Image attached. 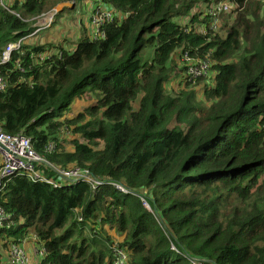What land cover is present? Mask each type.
Returning a JSON list of instances; mask_svg holds the SVG:
<instances>
[{
	"label": "trees",
	"instance_id": "1",
	"mask_svg": "<svg viewBox=\"0 0 264 264\" xmlns=\"http://www.w3.org/2000/svg\"><path fill=\"white\" fill-rule=\"evenodd\" d=\"M217 1L90 0L70 49L64 37L39 43L37 31L22 54L10 53L0 66V130L24 134L54 165L85 167L133 194L105 180L91 193L81 180L53 187L15 174L0 189L6 254L31 234L45 250L39 264H111V229L122 236L126 264H264V0H229L240 11L223 23V36L199 9ZM5 4L0 51L29 35V20L51 6ZM93 4L118 13L95 40L87 24ZM41 52L47 57L38 61ZM183 52L210 60L208 82L197 87L204 78L172 68ZM86 94L93 101L64 117Z\"/></svg>",
	"mask_w": 264,
	"mask_h": 264
},
{
	"label": "built area",
	"instance_id": "2",
	"mask_svg": "<svg viewBox=\"0 0 264 264\" xmlns=\"http://www.w3.org/2000/svg\"><path fill=\"white\" fill-rule=\"evenodd\" d=\"M0 5L6 7V4L3 0H0ZM93 5L91 10L88 12L87 24L89 27L88 36L90 39L95 40L97 38L103 37V26L106 23L113 21L114 17L116 16V12L113 7L99 6L97 4ZM229 9V3L222 1L215 4H210L208 8H206V14H208L211 18L210 28L212 30H214L217 26V16ZM56 13L57 10L54 7H51L47 11L41 13L37 16L39 18L37 19V22L33 24L34 30L29 35L19 37L14 41L8 42L0 51V66L10 60V53L12 51H19L20 45L25 37L32 35L42 28L49 27ZM19 54H22V52L19 51ZM43 57H47L44 52L37 53L35 56L38 61H41ZM180 57L182 66L184 68L183 75L188 80L209 77L210 61L208 58L193 57L187 52H183ZM14 64L19 70H22L19 66L18 59L14 60ZM5 86L6 80L0 70V93L4 90ZM52 147L53 145L51 143H47V145L44 147V152L50 151ZM36 165H42L51 170L52 176L46 180L44 174L40 170H37L36 168L34 169ZM15 174L24 175L32 181L45 180L53 187L58 186L59 183L65 181L81 180L88 185L91 193H93L97 189V186L105 180L108 185L112 186L117 191L124 194H133L131 190L119 183H116L110 179H100L93 176L85 167L76 165H71L68 167L54 165L46 161L42 155L34 151L30 139L24 134H8L0 130V189L5 185V182H7ZM139 200L142 206L149 210L144 199L139 197ZM7 218L8 215L0 206V227L6 224ZM77 219H80V217H77ZM29 238L35 244V252L40 258H42L45 254L44 248L40 243L36 242L37 239L34 235H30ZM24 240L25 238L22 241ZM22 241L20 243L10 242L8 244L6 254L7 264L26 263V252ZM110 248L112 253L111 264H126V253L121 247H119L116 241H111ZM187 261L189 264H204L202 259L196 257H188Z\"/></svg>",
	"mask_w": 264,
	"mask_h": 264
},
{
	"label": "rangeland",
	"instance_id": "3",
	"mask_svg": "<svg viewBox=\"0 0 264 264\" xmlns=\"http://www.w3.org/2000/svg\"><path fill=\"white\" fill-rule=\"evenodd\" d=\"M4 1V0H3ZM228 2L230 9L227 10L224 13H220L218 16V24L215 27V29L212 31L214 33H217L220 36H223L225 33V29L222 28L223 23L227 20L229 23L232 19V17L236 16V13L240 11V8H238V5L234 1L229 0H219L218 2ZM252 2H258L260 0H251ZM47 4L51 7H54L57 10V13L53 17V22L50 24L51 26L47 28H42L37 33V39L38 42L41 43L43 41H53L60 42L59 40H62V37H64V44L65 48L70 49L75 41L77 40V36H79L78 27L80 25V21L85 19V7H88L90 0H64L61 2L60 0H46ZM5 3V2H4ZM210 3V4H215ZM74 4V5H72ZM200 11L206 10L205 5L199 6ZM236 10V11H234ZM116 17H118V13H116ZM37 18H34L33 21L29 20V25L32 26L37 22ZM180 21V19H178ZM196 30H199L198 28ZM61 37V38H60ZM29 40H27L28 42ZM177 56L172 58L171 66L173 69H177L182 66V63H180V59L177 60ZM210 61V60H209ZM213 73L210 71L209 75H212ZM179 75V72L176 74L170 75L171 83L168 85V87H175V83L177 81V77ZM204 78L197 87H200L204 82H208L210 79ZM208 79V80H207ZM182 84H180V87ZM197 92V91H196ZM93 101V95L92 94H86L83 98L80 100L72 102L69 107L64 111V117H71L74 112L79 111L83 108L84 105H87L89 102ZM132 107L135 108V102L132 103ZM71 134H66L64 136L65 139H68L71 137ZM66 146H68L67 143H64ZM107 232L109 233V236L111 238V241H116L119 243L120 239L122 238L121 234L116 233L115 231H111V229H108ZM1 241V238H0ZM27 259V256H26Z\"/></svg>",
	"mask_w": 264,
	"mask_h": 264
},
{
	"label": "crops",
	"instance_id": "4",
	"mask_svg": "<svg viewBox=\"0 0 264 264\" xmlns=\"http://www.w3.org/2000/svg\"><path fill=\"white\" fill-rule=\"evenodd\" d=\"M11 1L12 0H4V2L7 4L10 3ZM87 8L88 7H85V10ZM83 22H84V19H83ZM78 30H79V28H78ZM30 235L28 234L25 237V240L22 241L24 248H25L26 256H27L25 264H39L41 261V258L35 252V244L30 240V238H29ZM1 244H2V242L0 241V264H7L5 249L1 248L2 247Z\"/></svg>",
	"mask_w": 264,
	"mask_h": 264
}]
</instances>
